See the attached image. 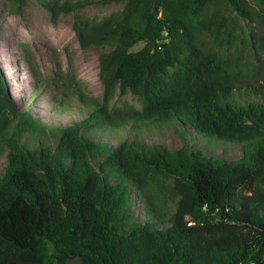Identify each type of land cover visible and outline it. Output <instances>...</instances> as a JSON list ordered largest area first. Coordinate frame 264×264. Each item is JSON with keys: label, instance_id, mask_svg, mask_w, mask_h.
<instances>
[{"label": "trees", "instance_id": "trees-1", "mask_svg": "<svg viewBox=\"0 0 264 264\" xmlns=\"http://www.w3.org/2000/svg\"><path fill=\"white\" fill-rule=\"evenodd\" d=\"M6 1L16 15L27 3ZM36 1L52 21L73 13L102 100L56 59L34 92L51 83L86 113L47 122L13 102L0 69V264H264V0ZM93 1L121 7L76 12ZM116 89L140 109L109 108ZM169 123L177 148L139 136ZM233 144L238 158L213 151Z\"/></svg>", "mask_w": 264, "mask_h": 264}, {"label": "rangeland", "instance_id": "rangeland-1", "mask_svg": "<svg viewBox=\"0 0 264 264\" xmlns=\"http://www.w3.org/2000/svg\"><path fill=\"white\" fill-rule=\"evenodd\" d=\"M120 7L121 3L117 1L109 3L93 1L77 9L76 12L99 18ZM72 18V12L59 13L52 21L49 12L36 0H27L21 15H16L8 11L6 0H0V69L6 88L17 106L30 104L31 110L47 122L67 123L78 119L82 113H86L84 108V110H79L78 102L72 96L73 94L67 93L68 96L65 94L60 96V92L65 90L52 89L51 83L34 92L32 84L34 79L52 78L55 71L53 61L56 59L60 62L61 71L71 73L84 88L85 96L94 98L97 102L102 100L101 84L97 77L98 51L91 46L80 48L71 29ZM22 42L28 44L34 58L31 67H28L23 60L19 47ZM140 46L141 44H136L133 49H138ZM51 95L62 98L63 105L57 107L59 108L57 110L61 111H55ZM125 103L138 110L141 107L137 96L129 91L120 95L117 89L109 99L108 107L117 108ZM175 132L173 124L169 123L160 127L142 126L138 133L148 145L161 144L173 149L181 145V140ZM132 133L133 131H128L127 126L124 125L115 136L118 139L125 136L130 138ZM198 145L201 146V144ZM222 147L225 148L224 151ZM213 151L222 152L228 159H235L241 155L237 144L218 145ZM4 163L5 153L2 152L0 172L3 171ZM164 181L169 180L164 179ZM168 203V213H170L173 209V202Z\"/></svg>", "mask_w": 264, "mask_h": 264}]
</instances>
